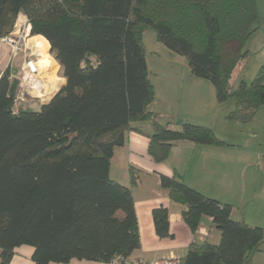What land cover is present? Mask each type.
<instances>
[{"label":"trees","instance_id":"obj_1","mask_svg":"<svg viewBox=\"0 0 264 264\" xmlns=\"http://www.w3.org/2000/svg\"><path fill=\"white\" fill-rule=\"evenodd\" d=\"M31 37L50 44L65 84L35 110L15 106L20 81L8 68L0 77V250L10 264L16 249L34 248L35 264L73 259L109 264L141 248L132 188L140 172L130 168V187L110 177L116 147L129 132L148 136L149 155L165 162L179 143L226 147L203 125H162L150 111L144 35L184 57L194 78L209 81L219 105L234 101L228 118L247 123L264 106V65L248 85L233 90L243 46L259 20L256 0H0V40L20 15ZM239 44L232 53L228 45ZM142 124H149L147 134ZM193 233L201 219L221 232L218 245L191 244L180 264H247L262 251L264 231L232 219L233 206L190 188L182 177L161 176ZM160 238H171L169 210L153 211Z\"/></svg>","mask_w":264,"mask_h":264},{"label":"crops","instance_id":"obj_2","mask_svg":"<svg viewBox=\"0 0 264 264\" xmlns=\"http://www.w3.org/2000/svg\"><path fill=\"white\" fill-rule=\"evenodd\" d=\"M21 16L25 17L21 14L19 20ZM35 38L41 37H31L30 35L26 42L27 49H36L37 42H33ZM48 51L50 52V45H48ZM163 55L165 57L167 56L166 58L168 59H174V65L161 71H165V73L168 71L167 73H169V75L175 76L174 80L180 81L182 84H187L185 87L190 89L186 92V97L183 102L184 108L190 107L192 110L194 108L196 110L195 113H198L197 109L199 108L203 111L208 107L206 100L208 94L210 100V92L207 93L208 89H211L210 86L205 80L204 82H196L199 80H196L198 78L192 77L187 62L185 60V62L179 60L174 56L176 53L169 51L163 53ZM158 58L161 59L162 57L159 56ZM177 65L182 67H178ZM58 67L60 69L59 65ZM160 73V71H157L156 76H159ZM165 73L163 72L162 74ZM151 83L155 90V100L149 108L150 111L159 116V121H161L160 123L162 125H170L171 129L178 130L181 121L176 120V117H174L171 111L162 110L163 112H161V110L155 108V103L159 101V98H164V102L168 101L166 98L172 96L176 87L168 84V92L164 96L158 93L159 91L157 90L156 84L152 80ZM212 87L214 88L213 85ZM162 93L164 92L162 91ZM205 93H207L206 98L204 96ZM213 95H215V92ZM42 104L45 103L36 102L32 107L35 110H38ZM163 113L167 115H162ZM141 126L147 134L151 133L149 124H142ZM149 144L150 140L148 136L136 132H129L125 136V143L122 146L115 148L114 156L111 161V179L125 187L131 186L129 176L130 168H134L140 172L139 183L132 188V191L135 212L139 222L141 248L136 250L131 258L144 259L149 263L162 262L169 259H177L181 261L187 255L191 244L203 245L209 243L211 245H218L221 241V232L213 224L212 218L204 216L201 219L198 231L193 233L183 220L182 213L185 207L171 200L168 191L161 186V176L173 177L177 174L183 178L190 188L209 198L231 205L233 203H231L232 201H229L225 196L224 182L221 180L224 172L223 159L225 152L223 148L200 146L192 142H182L172 149L169 158L165 162L159 164L155 163L149 155ZM158 208H167L169 210L171 238L162 239L156 233L153 211ZM232 219L234 221H243L246 223L244 214L239 207L235 208L233 206ZM263 246L264 243L261 246L262 251L254 254L247 264H254L256 256H260L264 263ZM33 254V247L26 245L21 246L16 249V253L10 264H35L33 261ZM67 264L104 263L73 259Z\"/></svg>","mask_w":264,"mask_h":264},{"label":"rangeland","instance_id":"obj_3","mask_svg":"<svg viewBox=\"0 0 264 264\" xmlns=\"http://www.w3.org/2000/svg\"><path fill=\"white\" fill-rule=\"evenodd\" d=\"M256 2L259 20L253 26V29H256L255 33L243 46L242 52L248 53V57L234 70L231 80L233 90L241 82L250 85L264 65V0H256ZM18 22L17 25L20 26ZM35 40H38V38H35L33 42H36ZM38 41L46 44L41 38ZM144 43L149 67V78L156 84L158 93L165 96L168 92V84L176 87L172 96L166 98L168 101L164 102V98H159V101L155 103V108L161 110V112H163L162 110L171 111L176 120L181 121V123L179 122L180 124L192 123L211 128L216 137L228 145L222 147L225 155L223 159L224 172L221 180L224 182L225 196L229 201H232V206L241 208V212L244 214L246 223L249 226L260 227L264 231V106L247 123L230 120L228 116L234 110L235 102L231 101L226 105L220 106L216 96L213 95L215 92L214 88L209 81L205 80L211 88L207 91V93L210 92V100L209 94L206 99L208 107L203 111L196 107L198 113H195L196 110L194 108L193 110L190 107L184 108L183 102L186 92L190 90L185 87L187 84L174 80L175 76L169 75L168 71L166 73L163 71L165 74H162L163 72L161 71L174 65V59H168L166 58L167 56L163 55V53L170 50L158 42L153 30L145 33ZM38 46L36 43L37 49L31 50V52H42L43 48ZM23 47L22 52L17 57H13L12 48L7 44L0 43V76L9 68L13 78H22V67L25 63L26 54L24 49L26 50L27 46ZM227 49L235 53L239 49V44L228 45ZM29 53L27 51V54ZM48 53V57L53 59L50 52ZM159 56L162 58H158ZM174 56L179 60L186 61L181 55L176 54ZM44 58L46 61L47 57ZM42 62L40 59L38 65ZM41 65L43 66L44 63ZM157 71L161 72L159 76H156ZM42 72L41 77L44 79L45 91L43 92L44 98H42V101L38 100V103H47L65 84V79L63 81L59 67L51 72L43 69ZM196 80H199L196 82H204L203 79ZM207 93L204 94L205 98ZM162 115L166 116L167 114L163 113ZM260 260L261 257L256 256L254 264H264Z\"/></svg>","mask_w":264,"mask_h":264},{"label":"built area","instance_id":"obj_4","mask_svg":"<svg viewBox=\"0 0 264 264\" xmlns=\"http://www.w3.org/2000/svg\"><path fill=\"white\" fill-rule=\"evenodd\" d=\"M15 28L16 29H14L9 36L0 40V43L7 44L12 48L13 57H17L19 53L22 52L24 48L23 46H26V42L30 37L31 32V26L29 25L26 17H24V23L21 26L16 24ZM24 51L26 53L24 60L25 63L22 67L23 76L19 79L20 84L15 99L16 107L22 104H29L34 100L42 101V98H44V79L41 77L40 70L37 66L38 62L43 57L38 51L31 52V50L27 49V47ZM27 51L30 53L27 54ZM109 264H180V260L169 259L162 262L149 263L144 259H132L117 256Z\"/></svg>","mask_w":264,"mask_h":264},{"label":"bare ground","instance_id":"obj_5","mask_svg":"<svg viewBox=\"0 0 264 264\" xmlns=\"http://www.w3.org/2000/svg\"><path fill=\"white\" fill-rule=\"evenodd\" d=\"M23 23H24V17L21 16L18 24H20V26H21ZM38 37H40V36H38ZM41 38L46 42V44H42L41 42H39L38 41L39 38H38V40H35V41L37 42V45H39L38 46L39 48H43V51L42 52H39V53L43 57L41 59V61H43L42 63H44V65L42 66L41 65L42 63L40 65L37 64V66H38V68L40 70L41 76H42V73H43L42 70L43 69H47V71L51 72L52 70H56L58 68V65H57V63L55 61H53V59L51 57L49 58L48 55H47V54H49L48 53L49 52L48 51V45H50L49 42L45 38H43V37H41ZM41 44H42V46H40ZM44 57H47V60L46 61H45V58Z\"/></svg>","mask_w":264,"mask_h":264}]
</instances>
